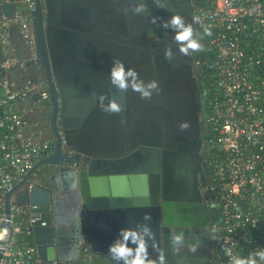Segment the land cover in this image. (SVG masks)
<instances>
[{
    "label": "water",
    "instance_id": "95a60500",
    "mask_svg": "<svg viewBox=\"0 0 264 264\" xmlns=\"http://www.w3.org/2000/svg\"><path fill=\"white\" fill-rule=\"evenodd\" d=\"M62 1L33 0L30 15L36 59L26 65L36 64L44 72L52 142L33 169L4 193V212L8 216L11 197L16 204L28 208L32 244L43 264H76L82 243L92 252L88 264H125L113 259L112 247L108 250L110 244L104 243L100 236L126 222L145 223L150 230L155 225L156 231L164 224L167 203L159 197L156 182L147 183V177L152 176L147 175L149 158L153 156L156 162L158 154L156 145L150 143L156 130L148 124V99H142L131 86L121 92L110 83L113 56L104 54L97 58L89 51L81 54L84 47L72 45L78 34V41L83 38L79 32L83 29L69 24L70 19L55 18V11L64 7ZM66 2L68 5L64 8L70 11V1ZM1 9L6 16H11L15 5L12 1L5 2ZM95 21L94 18L90 24L85 19V25L95 28ZM122 50L124 57L119 60L126 68L134 69L128 58L130 49ZM141 77L130 78V85L141 82ZM113 99L123 108L118 120L119 131L110 127L112 116L119 113L108 112L110 119L107 117L103 128L98 123L106 112L101 104L106 106ZM133 106L135 109L130 110ZM97 109H100L98 114ZM128 154L134 156V162L124 187L116 174L93 171L94 166L106 163L107 159H120ZM81 155L88 159L82 165L86 169L84 174L80 173L76 161ZM127 184L132 185L130 191ZM161 210L162 221L158 219ZM145 213L151 218L145 219ZM1 226L9 229L10 236V222H3ZM9 236L0 240V244L5 246ZM161 240L159 231L150 240V261L158 263L161 255L165 261L169 259L170 246ZM128 264L132 263L128 261Z\"/></svg>",
    "mask_w": 264,
    "mask_h": 264
},
{
    "label": "built area",
    "instance_id": "2783aa9c",
    "mask_svg": "<svg viewBox=\"0 0 264 264\" xmlns=\"http://www.w3.org/2000/svg\"><path fill=\"white\" fill-rule=\"evenodd\" d=\"M11 1L15 9L6 16L1 5ZM32 8L33 0H0L3 68L24 64L11 54L12 26L26 45L25 64L36 59ZM193 17L209 37L205 51L209 58L196 63L208 71L213 98L205 120L210 129L212 177L219 194L214 241L224 263L234 264V258L248 259L264 249V0H202ZM1 85L0 107L7 108L5 114L0 113V224L10 222L12 230L9 236V229L0 227V240L9 236L5 246L0 244V264H43L34 245H15V235L22 230L16 218L27 214L28 208L11 197L6 216L3 196L51 147L52 139L43 136L38 123L24 118L48 100L49 92L45 77L33 74L20 86L8 78ZM9 103L21 105L20 110H13ZM27 220L26 232L31 233V219ZM89 258L85 251L76 264H85ZM257 264L264 261L257 257Z\"/></svg>",
    "mask_w": 264,
    "mask_h": 264
},
{
    "label": "flooded vegetation",
    "instance_id": "af4514ba",
    "mask_svg": "<svg viewBox=\"0 0 264 264\" xmlns=\"http://www.w3.org/2000/svg\"><path fill=\"white\" fill-rule=\"evenodd\" d=\"M129 2L133 17L130 18L132 27L129 34L122 35L119 39L122 46H116V57L123 59L122 49L128 47L131 51L128 58L136 73L142 76L141 82L145 88H148L151 81H156L158 85V90L148 89L151 93L146 110L148 124L150 122L156 130V136L150 143L156 145L158 154L155 156L156 162L153 156L148 157L150 162L147 175H154L155 178L147 177V183L156 182L159 197L164 198L167 203V214L159 230L156 231L155 225L151 227L153 237L150 240L159 231L161 242L168 243L170 254L166 264H223L214 241L213 223L218 210L219 194L212 177L209 131L205 120L209 88L196 63V56L200 51L190 52L187 56L180 54V45L174 39V30L161 26V21H166L174 13H178L191 24L193 37L200 39V26L193 17L198 0H159L163 7H158L154 0ZM141 3L146 7L145 12L134 13L132 9ZM153 17L156 18L155 23L152 22ZM71 27L64 28L72 29ZM79 32L83 36L82 42L78 41L74 46H83L81 54L89 51L98 58L99 46L94 38L97 35L87 28ZM77 36L76 39H79ZM126 43L129 46H125ZM165 49L171 50V60L165 58ZM126 108L125 106L124 109ZM131 109L134 110L135 107H130ZM185 121L190 127L181 130L179 125ZM87 160L83 155L76 160L81 174L86 171L82 165ZM133 162L134 156L128 154L118 160L107 159L106 163L104 161L103 164L94 166L93 171L99 174L107 171L126 174L133 169ZM161 215L162 210L158 218L160 221ZM176 233L184 234V245L179 248L172 242ZM192 245H198L195 251H190ZM85 251L91 256L88 245L82 243L78 250V261ZM148 259L150 260V254Z\"/></svg>",
    "mask_w": 264,
    "mask_h": 264
},
{
    "label": "crops",
    "instance_id": "0c3cea01",
    "mask_svg": "<svg viewBox=\"0 0 264 264\" xmlns=\"http://www.w3.org/2000/svg\"><path fill=\"white\" fill-rule=\"evenodd\" d=\"M67 0L62 1V5L66 8ZM70 2V11L66 10L64 7L61 8V10L55 11V18L59 20H71V25L74 27H80L82 29H89L94 34L97 35L96 43L99 48L97 49L98 52L101 55H107L113 56L111 59L112 61L114 59H119V57H115L117 54L118 48L116 46H122L120 43V38L122 35H127L131 31V23L130 18L132 17L131 13V3L129 0H69ZM95 18L96 25H94L95 28L90 26L88 28L85 25V19H88V22L93 20ZM133 18V17H132ZM77 20V22H76ZM79 20V22H78ZM84 20V22H82ZM90 23V22H89ZM91 24V23H90ZM73 27V28H74ZM78 29V28H77ZM131 34V33H130ZM21 40V36L18 32V29L16 26H12L10 28V41L15 42L18 40ZM74 44H77L78 39L74 38L72 40ZM82 42V39L80 40V43ZM129 41H127L128 43ZM79 43V42H78ZM125 44V46H129L128 44ZM28 66V65H27ZM97 114L100 111V109H97ZM115 114L112 116V123L110 124V127L113 128L115 131L121 130L119 128L118 120L122 115ZM110 115H108V112H104V116L99 117L100 128H103L106 126V119L109 118ZM97 118V117H96ZM104 118V120H103ZM103 121V122H102ZM100 137V136H99ZM103 137V136H102ZM101 139V137L99 138ZM103 141H105L104 138H102ZM101 141V140H100ZM116 160V159H115ZM118 160V159H117ZM115 163V161H113ZM119 177V181L121 180L123 182V187L125 186V183L128 182V174H117L114 173ZM121 177V178H120ZM128 191L132 189L131 184H127ZM125 196L124 192L122 194ZM148 227L145 223H136V222H130V223H123L117 225L116 228H114L112 231L107 233L106 235L103 234L100 236V238L105 243H109L110 245L107 246L108 250L112 247H120L124 246L127 250H129L132 255L128 257V261L132 263L136 259V254L141 248V246L146 247L147 254L149 250V244H150V236L148 233L144 232V228ZM88 264V263H87Z\"/></svg>",
    "mask_w": 264,
    "mask_h": 264
},
{
    "label": "clouds",
    "instance_id": "9594fccd",
    "mask_svg": "<svg viewBox=\"0 0 264 264\" xmlns=\"http://www.w3.org/2000/svg\"><path fill=\"white\" fill-rule=\"evenodd\" d=\"M158 7H163L162 4L159 3V0H154ZM146 7L144 4H140L137 7L133 8L132 11L136 14H140L141 12H145ZM152 22H156V18H152ZM161 26L165 28H172L174 30V39L180 45L179 51L182 55H189L190 52L201 51L203 49V45L200 42V39H196L193 37V28L191 24L187 23L184 18L178 13H174L168 20L161 21ZM210 34V33H208ZM164 56L166 59L171 60L172 53L170 49H165ZM137 73L135 69L126 68L123 61L119 59H114L113 64L109 70V80L110 83L119 91L126 92L131 86L132 90L138 92L142 99H149L151 97V93L148 90L149 88H156L158 90V85L156 81L149 82L148 88L143 86L142 82L132 83L130 85V78L137 77ZM101 108L109 113H121L123 111L122 106L115 100H111L108 105L101 104ZM121 123H124V120H121ZM181 130H186L190 127L188 122H181L179 125ZM145 219H150V214H144ZM144 232L148 233L150 237H153V233L147 227L144 228ZM172 242L177 246V248L184 245V234L176 233L172 237ZM198 245H192L190 247V251H195ZM113 255V259L117 261H124L125 264H128V257L132 255V253L127 250L124 246L113 247L110 249ZM257 257L260 261H264V249L250 255L248 259H235L234 264H257ZM132 264H157L156 261H150L148 259V254L146 247L141 246L139 251L136 254V259L132 262ZM159 264H166L165 258L163 255L159 257Z\"/></svg>",
    "mask_w": 264,
    "mask_h": 264
},
{
    "label": "trees",
    "instance_id": "16d2710c",
    "mask_svg": "<svg viewBox=\"0 0 264 264\" xmlns=\"http://www.w3.org/2000/svg\"><path fill=\"white\" fill-rule=\"evenodd\" d=\"M201 2H202V0H198V5H200ZM200 30H201L200 42L203 45V49L196 56V60L199 58H202V57L209 58V55H207L205 52L206 47L209 44V37L204 33V30L202 27H200ZM10 45L13 49L12 53H11L12 56L14 58L18 59L19 61L24 60V64L22 66L14 65V66H10L7 68H3L1 66V62L4 60L5 54L3 53L1 45H0V95L3 92V87L1 85V81L5 78H8L9 80H14L18 86L23 84V82L25 81V78L27 76H29L30 74L44 78V72H43L41 67H39V66L34 67L31 65L27 66L25 64V61L28 57V51H27L26 45L24 44L22 38H21V40L19 39L18 41H15V42L10 41ZM198 67L200 69L201 75L204 78V80H207L208 71L205 70L204 67H202V66H198ZM208 90H209V101H208V105H207V115L210 113L211 104L213 102V98H212V94L210 92V89H208ZM8 106L12 107L13 110L18 111V110H20L21 105L9 103ZM6 108L7 107H4V106L0 107V113L2 115L5 114ZM49 113H50V102L48 100H46L40 104L39 109H37L32 114L25 115L24 118H26L27 120H30V121L37 122L39 128H41V130H42L43 136L52 139L51 138L52 137L51 130H50V127L48 124ZM207 127H208V131H209V135H208V138H209L210 129H209L208 124H207ZM10 130H12V129H10ZM27 218H28L27 214L17 216V218H16V222H18L20 224L22 230H21V232L16 233V235H15V245H19V246H21V245H33L31 233L26 232V226L28 225ZM218 218H219V215H218V210H217L215 220H217ZM217 252H218L219 256L222 258L223 264H225L224 263V261H225L224 256L218 247H217Z\"/></svg>",
    "mask_w": 264,
    "mask_h": 264
}]
</instances>
